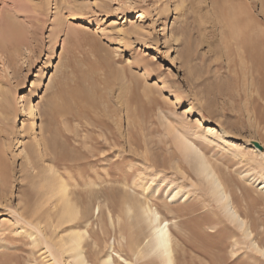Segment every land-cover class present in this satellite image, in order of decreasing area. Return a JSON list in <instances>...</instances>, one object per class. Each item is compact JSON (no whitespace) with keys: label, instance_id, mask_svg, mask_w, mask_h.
Segmentation results:
<instances>
[{"label":"rangeland","instance_id":"rangeland-1","mask_svg":"<svg viewBox=\"0 0 264 264\" xmlns=\"http://www.w3.org/2000/svg\"><path fill=\"white\" fill-rule=\"evenodd\" d=\"M0 27V264H68L57 241L83 222L61 224V180L90 211V264L159 263L131 246L149 235L138 200L169 221L176 264H264L178 143L201 148L264 247V66L245 55L264 58V0H0Z\"/></svg>","mask_w":264,"mask_h":264},{"label":"bare ground","instance_id":"bare-ground-1","mask_svg":"<svg viewBox=\"0 0 264 264\" xmlns=\"http://www.w3.org/2000/svg\"><path fill=\"white\" fill-rule=\"evenodd\" d=\"M16 6H17V4H16ZM16 13L14 12V14H16ZM4 14H6V12ZM8 16H6V18ZM3 17H5V15ZM3 17H1V18H3ZM9 20H10V18H9ZM3 21L4 20L1 19V22H2L1 25L5 28L7 26V22H5V21L3 22ZM11 25H9V26H11ZM9 26H8V30L10 28ZM1 27H0V30H2ZM11 27L13 28V26H11ZM4 28H3V30H4ZM0 32H2V31H0ZM6 32H7V30H6ZM14 32H16V31L14 30ZM237 34H239V33L237 32ZM11 36L13 37V34ZM0 39H2V37ZM3 40H5V39H3ZM244 41L245 40H243L241 42L244 43ZM256 42L257 41H254V43H256ZM248 43L249 42H247V45H249ZM251 43H252V41H251ZM257 43H260V42H257ZM244 44H242V45H244ZM250 46H249V48H250ZM261 47L259 48V50H261ZM243 49H245L244 46H243ZM246 50H247V48L245 49V52H246ZM257 50H256V53L253 52L252 50H247V52H246L247 54H245V55H247V59L250 60L251 62H256L259 64V66H264V58L261 57L262 54H261V56L257 54L258 53ZM254 51H255V49H254ZM243 56H244V54H243ZM253 70H255V69H253ZM258 74H260V73H258ZM28 109H31V105L28 106ZM178 138H179L178 143H180L181 147L185 150L182 152L183 153V159L185 158L184 160H186L189 164L192 163L194 165L193 167H194V171H195V176L198 179L197 181H198V184L201 186L202 191H204V193L206 195H208L212 201L215 202V204L219 207L221 213H223V215L229 220V222L233 223L237 229L241 230L243 237L247 240V244H248L249 248L250 247L254 248L256 251H258L259 253H261L264 256V247L259 246L251 238L252 233H251V230L247 224V221L245 220V218H243V216H241V214L238 213L239 211H237V209L235 208L234 203H233L234 200H232L231 193L226 189L225 183L221 179V177H220L219 173L217 172L215 166H213V164L206 158V156L204 155L201 148L194 141H192L191 139H189L187 137H178ZM231 152H233V151H231ZM234 152L235 153H232V154H234V156H236L238 153L236 151H234ZM260 183H261V186H258V187L260 189H263L264 188V178H262ZM68 192L69 191L67 189V185L64 183V181H62V180L59 181V186H58V191H57V194H58L57 199L61 203H57V205L62 204L60 222H61V224H63L64 222L70 223L73 221H77L78 218H81L79 220H81V222H83V223H82L81 227H76L77 229L75 228L76 225L73 224L72 227L74 226V228L73 229L69 228L70 232H67L68 233L67 236L65 237V235H62L65 238L61 237L59 239V241H57L58 247L56 245L54 247H55V249L57 247V252L58 251L63 252L67 255L66 258L68 260L67 261L68 264H90L88 262L86 256H85V253H84V243L87 240V238L89 237V232L87 230V226L89 225V219H90L89 218V216H90L89 212L90 211L88 209H86V211L84 210L85 213L81 215V212H83V211L79 212L77 209H80V207L79 208L77 207V209H76L74 207L75 205L74 206L72 205L73 199L72 200L69 199L70 193H68ZM184 193H183L182 189H180L176 186V187L172 188L169 193H166V197L169 198V201H175L176 198L180 194H182L181 196L183 197L185 195ZM99 198H100V196H98V199ZM103 200H105V199H103ZM138 201L137 202L135 201L138 204L137 205L138 207L136 209L134 217L138 223H140V222L144 223V225H146L149 228V235L148 234H147L148 236L146 235V237H148V240L147 241L144 240L145 243L142 244L143 246L141 245L142 242L141 243H138V242L132 243L131 246L133 248L135 255L138 257H142L144 255H148V256L155 255V257H157V260L159 262L158 264H176L177 259L182 258L184 253H183V248L181 247L179 241L178 240L176 241V237L174 236L173 232L171 231V229L169 227V221H167L166 219H163L162 215L157 211V209L155 207H153L152 205H150L149 203L141 202V201H139V203H138ZM129 206H130V204H129ZM97 211H98L97 214H99V212H100L99 206H97ZM130 212H132V211H130ZM101 215H102V213H100V217H102ZM58 220L59 219L57 218V221ZM61 224H59V225H61ZM109 225L113 228H117V230H118L119 239H117V243L120 246V248L123 246V241L125 243L129 242L127 240V238L122 234L123 232L121 231L119 221L115 224L114 221H112V219L109 217ZM52 226L53 225H51V227ZM49 228H50V226H49ZM53 229H54V227H53ZM55 229H57V227ZM100 229H102L101 224H100ZM144 239H146V238H144ZM184 244H185V246L188 245L187 243H184ZM235 244H237L236 240H235ZM51 245L53 248L52 242H51ZM51 245H50V243H48V241L46 242V248H48V251H50V249H52ZM194 248L197 249V247L193 246V249ZM198 250L200 251L201 249L198 248ZM121 253L122 252H120V254L115 252L113 254L116 255L120 259V261H122L123 264H133L128 258L123 257ZM49 256L55 262L59 263L60 260L57 259V256L54 254V252L50 251ZM116 260L118 261V259H116ZM100 264H117V263L113 259L112 253H107L105 256H103L101 258Z\"/></svg>","mask_w":264,"mask_h":264},{"label":"water","instance_id":"water-1","mask_svg":"<svg viewBox=\"0 0 264 264\" xmlns=\"http://www.w3.org/2000/svg\"><path fill=\"white\" fill-rule=\"evenodd\" d=\"M254 146L258 147V148H262V146L257 142V141H253Z\"/></svg>","mask_w":264,"mask_h":264}]
</instances>
